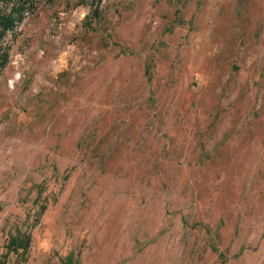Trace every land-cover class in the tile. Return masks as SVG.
I'll use <instances>...</instances> for the list:
<instances>
[{
  "label": "rangeland",
  "instance_id": "obj_1",
  "mask_svg": "<svg viewBox=\"0 0 264 264\" xmlns=\"http://www.w3.org/2000/svg\"><path fill=\"white\" fill-rule=\"evenodd\" d=\"M29 2L0 264H264V0Z\"/></svg>",
  "mask_w": 264,
  "mask_h": 264
},
{
  "label": "trees",
  "instance_id": "obj_2",
  "mask_svg": "<svg viewBox=\"0 0 264 264\" xmlns=\"http://www.w3.org/2000/svg\"><path fill=\"white\" fill-rule=\"evenodd\" d=\"M29 6V0H0V74L9 64L11 57V45L6 43V38L8 34L16 33V28L25 19ZM27 248L28 244L18 247Z\"/></svg>",
  "mask_w": 264,
  "mask_h": 264
}]
</instances>
